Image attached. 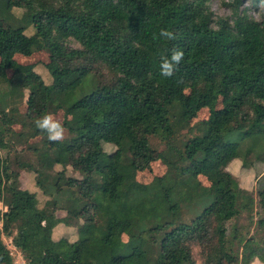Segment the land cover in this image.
<instances>
[{"label":"trees","instance_id":"trees-1","mask_svg":"<svg viewBox=\"0 0 264 264\" xmlns=\"http://www.w3.org/2000/svg\"><path fill=\"white\" fill-rule=\"evenodd\" d=\"M207 2L0 0V264H16L4 239L22 264H264L247 227L230 225L264 213V175L255 199L227 171L264 163V22L239 10L242 0L225 18ZM173 49L184 59L165 78ZM40 50L49 84L14 59ZM202 108L198 135L175 140ZM58 111L68 136L52 142L35 121ZM16 151L34 162L15 158L13 171ZM158 161L164 175L136 180ZM255 225L264 230V218Z\"/></svg>","mask_w":264,"mask_h":264},{"label":"rangeland","instance_id":"rangeland-1","mask_svg":"<svg viewBox=\"0 0 264 264\" xmlns=\"http://www.w3.org/2000/svg\"><path fill=\"white\" fill-rule=\"evenodd\" d=\"M207 5L209 6L210 10L213 12L215 17H231L235 9L232 7L234 6V0H208ZM243 8H246V13L248 16L254 18L257 21L264 22V4L259 3L258 7L255 9L251 2L248 0H242L241 6H239V10H242ZM13 14L17 17L21 16L23 14V10L20 9H14L12 10ZM34 29L29 27L26 30L27 35L33 34ZM68 46L72 49H78V44L74 42H69ZM14 59L17 63L23 64V65H29L32 64L34 66V71L39 74V76L44 80L46 84H49L51 82V77L46 69V64L49 62L48 53L44 50H40L37 52H34L32 55L26 57L23 55H15ZM5 74L7 77L11 76V71L6 70ZM24 97L22 99V103L19 105V113L17 115V118L21 119L23 113L25 112L26 105L25 101L27 98V91L24 92ZM216 108H221V101L219 100L217 102ZM54 116L55 119L59 120L61 123L63 122L64 115L62 111H58L56 113H49ZM209 116V112L206 108L200 109L196 116L193 117V119L186 124V127L180 130L175 135V140L177 141H185L191 136L198 135L199 127L200 125L207 120ZM15 130L19 131L21 130L20 124H17L15 126ZM68 136V132L65 129L64 138ZM41 137H37L34 139V141H30V143L39 144ZM44 140V139H43ZM26 142H20L15 143V149L20 150L22 147H24ZM149 144L150 146L155 150H162L164 145L163 143L155 137L149 138ZM27 145V144H26ZM104 151L106 153L111 152L113 149L110 144H104L103 147ZM12 152L10 153L9 157V165L13 171H17L18 168L14 162V159L17 158L21 162H34V157L30 154V152L25 151L24 153H17ZM0 155L4 157L5 151H0ZM59 168L54 167V170H58ZM167 167L162 162H154L151 164L150 170L144 171V172H138L136 175V180L142 184H149L154 177L162 176L166 173ZM227 171L234 177L236 180L238 188L242 190L248 191V193H251L254 198L256 199V191L258 188V183L262 180V176L264 175V163H256L253 168L247 169L244 168L241 164L240 160L233 161L227 168ZM199 180L201 181L202 185L208 186V182L203 177H199ZM256 212L257 215H253V220L250 222L248 219V215L245 212H241V215L233 220L230 225H237L238 227H247L244 230V233L246 235L252 236L254 238L255 244L261 248L264 249V230L263 229H257L255 222L258 220V218H264V213L257 207ZM229 225V227H230ZM72 238L75 235V231L72 232ZM122 239L126 241L127 237L122 236ZM4 242L7 246V248L10 250L11 255L13 257V260L16 264H22L23 260L21 259L20 254L17 251H12V245L10 244V241L8 239H4ZM197 253H195V256L197 258ZM199 264V261L197 259V263ZM240 264H244L241 263ZM249 264H262L258 259L254 258Z\"/></svg>","mask_w":264,"mask_h":264},{"label":"clouds","instance_id":"clouds-1","mask_svg":"<svg viewBox=\"0 0 264 264\" xmlns=\"http://www.w3.org/2000/svg\"><path fill=\"white\" fill-rule=\"evenodd\" d=\"M159 36L169 41L176 39L174 32L162 29ZM184 59V52L180 49H173L170 56H164L160 63V75L165 78L172 77L178 70V66ZM36 127L47 133L48 139L52 142L61 141L64 138L65 129L62 123L53 115L47 114L35 121Z\"/></svg>","mask_w":264,"mask_h":264},{"label":"bare ground","instance_id":"bare-ground-1","mask_svg":"<svg viewBox=\"0 0 264 264\" xmlns=\"http://www.w3.org/2000/svg\"><path fill=\"white\" fill-rule=\"evenodd\" d=\"M13 251H16V250H13Z\"/></svg>","mask_w":264,"mask_h":264}]
</instances>
